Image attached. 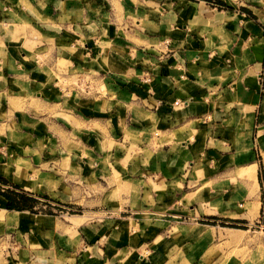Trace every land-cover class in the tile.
<instances>
[{
	"label": "crops",
	"instance_id": "1",
	"mask_svg": "<svg viewBox=\"0 0 264 264\" xmlns=\"http://www.w3.org/2000/svg\"><path fill=\"white\" fill-rule=\"evenodd\" d=\"M112 1L94 0L109 19L92 17L88 42L83 22L65 17L68 7L85 18L84 0H0V180L35 199L64 193L81 208L65 222L9 210L0 192V264H215L208 250L262 210L264 0L124 6L149 23L138 31H120L131 20ZM34 55L57 74L102 75L115 97L76 88L65 97L45 83L41 112L31 101ZM247 203L254 214L238 208ZM211 217L237 227L191 222Z\"/></svg>",
	"mask_w": 264,
	"mask_h": 264
},
{
	"label": "rangeland",
	"instance_id": "2",
	"mask_svg": "<svg viewBox=\"0 0 264 264\" xmlns=\"http://www.w3.org/2000/svg\"><path fill=\"white\" fill-rule=\"evenodd\" d=\"M92 1V2H90ZM84 0L85 7H86V16L85 18L82 16V11L78 9H68L65 13V17L68 18H75L77 22H83V27L89 32H92V35L84 33L83 35L86 37V40L88 42L91 41V38L89 36L95 35V27L93 24H90L89 22L92 21V17H97V21L101 24L102 21H107L109 19L108 13L104 12L102 8L98 7L97 4L94 2V0ZM114 5V11L115 15L118 19L122 17H129L131 20V23L125 24L124 27L122 23L119 25L121 28L120 31H122L124 28H130L131 30L138 31V27H145L149 26V23L147 20H145L143 17H141L140 14L136 15V13L132 10H125L123 12V7L127 5H135L137 4L140 7H144L146 9L147 5H150L148 3V0H131V3H128L127 0H113L112 1ZM30 7V6H29ZM128 7H125L127 9ZM77 12V13H76ZM37 17V15H36ZM83 17V18H82ZM137 20L139 21L140 25H137ZM93 29V31H92ZM106 28L102 31L101 35H104L106 32ZM103 37V36H102ZM141 37V36H140ZM102 40V38H101ZM134 43L138 45L144 44L142 40L135 38ZM136 51H133L135 53ZM33 61L37 64V70L33 74V78L35 81V88L34 91L30 94L32 96L31 101L34 103V106L37 109H40L41 112H43V106L38 103V100L36 98V94L40 93V96H42V88L45 85V83H56V85L60 86L61 89L66 93L64 96L67 95L70 96L72 94V91L74 89H78L80 93H83L85 96L89 97L92 95L97 96V98H105L106 96H109L110 99H113L115 97L116 91L113 90L110 86L106 85V82L102 77V75H96L93 71L89 69L81 70L79 68H74L68 70V72L65 74L62 73H55L53 71H48L47 65L44 64L45 62V56L41 55H34L32 57ZM60 64V63H59ZM77 105H86L90 104L89 102L84 103L81 102L80 99L76 98ZM67 104V100L65 99V104ZM108 105L107 102H103V104H100V107H105ZM47 112H52L53 109H47ZM55 117L57 119H62L66 123H69V116H60L59 114H55ZM158 134V132H156ZM87 152H83V156H87ZM260 159H263L262 165H264V153L261 154ZM69 156L64 155L61 162V167L66 169L69 167ZM243 169V168H242ZM262 174L264 177V170H262ZM239 176L243 180H248L247 184L248 187H250L249 184V177H246L244 174L239 173ZM29 181H33L34 183L38 184L39 186L43 183H47L50 187L57 188L58 184L56 181L53 180L52 177L48 176L47 178L39 177L36 174L31 175V179H28ZM51 180V182H49ZM208 184H203L202 186H207ZM120 187L123 186V184L119 185ZM246 189V188H244ZM12 190L10 185H7L3 183L0 180V191H7ZM94 191L98 192V189H94ZM122 192V190H118V193ZM252 189H248L249 195L252 194ZM96 193V192H95ZM251 193V194H250ZM50 195V194H49ZM56 195V194H55ZM52 196V199H47L43 197L36 198V204L34 205V211L42 212V213H50L57 216L59 219H62L65 221V219L70 215L80 214L81 208L76 206L75 204L66 203L65 200V194L63 193V198L58 199L57 195ZM261 205L262 210L259 214L253 215L250 219V225L247 227L249 229L246 232H241L236 235H227V237L224 238L223 241H225L223 244H218L216 247L211 248L208 250L209 256L216 260L215 264H264V194L261 195ZM132 205V204H131ZM214 206V205H213ZM211 206L213 209L214 207ZM121 207V206H120ZM248 207H250V214H254L255 205H252L251 203H247L246 205L242 206V204H238V208L242 210H247ZM220 219L221 221H218ZM66 222V221H65ZM192 223L201 222V223H210V224H219L226 227H237L235 224L230 223L229 221L224 222L222 221V218L218 217H211L210 221L205 220H192ZM243 222V221H241ZM16 223V222H15ZM177 224L179 222H176ZM175 223V224H176ZM19 225V223H17ZM16 224V225H17ZM240 228H243V226H238ZM245 228V227H244ZM22 229H26V227H22ZM219 242V241H217Z\"/></svg>",
	"mask_w": 264,
	"mask_h": 264
},
{
	"label": "trees",
	"instance_id": "3",
	"mask_svg": "<svg viewBox=\"0 0 264 264\" xmlns=\"http://www.w3.org/2000/svg\"><path fill=\"white\" fill-rule=\"evenodd\" d=\"M6 199V208L9 210H30L34 211L36 199L23 191L7 190L0 191Z\"/></svg>",
	"mask_w": 264,
	"mask_h": 264
}]
</instances>
